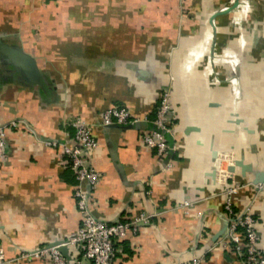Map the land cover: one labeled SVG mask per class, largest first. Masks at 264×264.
I'll list each match as a JSON object with an SVG mask.
<instances>
[{
	"label": "crops",
	"instance_id": "crops-1",
	"mask_svg": "<svg viewBox=\"0 0 264 264\" xmlns=\"http://www.w3.org/2000/svg\"><path fill=\"white\" fill-rule=\"evenodd\" d=\"M0 41L35 59L45 80L34 83L0 46V245L8 257L63 241L81 224L75 175L61 148L45 143L72 144L78 116L95 124L99 142L94 215H152L116 243L113 264H241L221 245L233 180L245 185L235 207L251 209L264 248V190L252 184L264 172V0H0ZM163 89L174 117L171 168L140 142ZM117 104L141 126L98 125ZM235 161L244 166L229 173Z\"/></svg>",
	"mask_w": 264,
	"mask_h": 264
},
{
	"label": "built area",
	"instance_id": "built-area-1",
	"mask_svg": "<svg viewBox=\"0 0 264 264\" xmlns=\"http://www.w3.org/2000/svg\"><path fill=\"white\" fill-rule=\"evenodd\" d=\"M172 113L171 91L163 89L151 121L152 127L144 129L140 136L141 145L154 150L160 159L167 161V167L170 168L173 165L170 156L176 150V143L171 139L174 136ZM138 123L141 124V120L124 105H113L104 109L98 121V125L104 127ZM71 125L75 130L72 144L68 140L59 143L53 139L46 140L45 143L61 148L63 163L70 167L75 175L77 187L74 196L81 215L79 228L56 245L52 243L35 249H21L14 257H8L5 248L0 245V264H22L33 260H42L47 264H113L116 243L126 238L129 233L137 234L142 226L149 224L152 215L145 212L130 220L115 222L103 221L94 215L92 191L102 180V172L93 163L99 147V142L93 134L95 124L85 117L78 116L73 119ZM19 126L16 122L11 124V127L15 128ZM6 136L7 127L0 125V164L5 157ZM244 186L233 180L224 190V210L227 213L228 226L221 245L233 251L241 264H264V248L260 246V237L256 230L257 219L250 208L243 211L235 209V196ZM183 205L190 206L191 202L186 201ZM62 246L77 251L78 255L68 260L60 251ZM180 264H203V261L200 257H194Z\"/></svg>",
	"mask_w": 264,
	"mask_h": 264
},
{
	"label": "water",
	"instance_id": "water-1",
	"mask_svg": "<svg viewBox=\"0 0 264 264\" xmlns=\"http://www.w3.org/2000/svg\"><path fill=\"white\" fill-rule=\"evenodd\" d=\"M0 46L7 54L10 55V57H12V59L15 61L16 64L20 65L27 72V74L30 76L31 80L34 83L39 84L41 86L45 84V80L37 66L35 59H33L30 55L25 53L22 49L12 48L10 46L3 45L1 44V41H0ZM113 126H120V125L113 124L109 127H113ZM140 126L141 124L138 123L136 125H128L127 127L138 128ZM238 166H244V165H242L239 161H235V165L229 168V172H234L235 168ZM252 184L256 186L257 191L264 190V172L256 173L255 178L252 181ZM227 226L228 223L225 224L222 233L226 231ZM58 243L59 242H56L55 245ZM60 251L68 260H70V256L68 254V247L62 246L60 247Z\"/></svg>",
	"mask_w": 264,
	"mask_h": 264
},
{
	"label": "trees",
	"instance_id": "trees-1",
	"mask_svg": "<svg viewBox=\"0 0 264 264\" xmlns=\"http://www.w3.org/2000/svg\"><path fill=\"white\" fill-rule=\"evenodd\" d=\"M117 105H122V104H117ZM155 115L152 116V119L154 118ZM236 211H239L236 207H235Z\"/></svg>",
	"mask_w": 264,
	"mask_h": 264
}]
</instances>
